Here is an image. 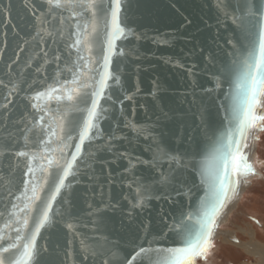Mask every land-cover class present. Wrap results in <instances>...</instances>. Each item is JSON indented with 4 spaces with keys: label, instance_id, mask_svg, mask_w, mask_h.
Wrapping results in <instances>:
<instances>
[{
    "label": "water",
    "instance_id": "water-1",
    "mask_svg": "<svg viewBox=\"0 0 264 264\" xmlns=\"http://www.w3.org/2000/svg\"><path fill=\"white\" fill-rule=\"evenodd\" d=\"M86 4L0 0V259L163 264L165 250L187 242L180 230L190 225L195 236L215 204L192 264L251 172L226 173L222 153L229 133L239 135L231 122L238 65L264 23L258 16L249 37L241 18L250 6L264 11V0H122L125 34L107 67L103 21L97 39ZM105 74L107 87L93 97ZM93 99L95 127L81 143ZM257 101L259 115L264 91ZM256 125L241 141L247 164ZM217 176L227 189L222 203Z\"/></svg>",
    "mask_w": 264,
    "mask_h": 264
},
{
    "label": "snow or ice",
    "instance_id": "snow-or-ice-1",
    "mask_svg": "<svg viewBox=\"0 0 264 264\" xmlns=\"http://www.w3.org/2000/svg\"><path fill=\"white\" fill-rule=\"evenodd\" d=\"M83 3V0H81ZM52 3V0H49ZM57 6L59 0H57ZM86 7L92 12L94 18L93 33L96 34V38L100 39L101 29L99 27L100 19L103 21V42L101 44V50L104 52L103 63L104 66L111 62V51L115 48V42L122 38L125 34V28L121 25L120 15L122 0H87ZM264 17V11H261V7H256L255 11H252L251 6L245 17H242V27L245 28L246 33L249 37H253V30L256 28L254 21L257 17ZM80 43L79 40L76 42ZM238 79L236 83L237 96H236V108L237 115L233 118L235 128L232 130L237 132L239 135L233 138L232 133H229L228 143L226 150L222 153V160L225 172L227 173L229 166L233 174L239 173L244 174L250 170V165L246 163L245 157L242 154L241 141L245 138V130L260 120H264V116L257 115L253 112L254 106L257 104L258 95L264 91V23L260 24L257 38L249 40V46L247 53L243 60L238 65ZM108 79L107 74L102 75L100 80L97 82L99 85L98 92H92V96L95 97L102 94L105 87H107L106 81ZM85 88L87 85L84 86ZM51 91H55L52 89ZM38 96L42 94H37ZM87 97V93H85ZM71 99V96L68 97ZM97 100H92L91 108L88 110L87 119L84 121L83 129L80 134L81 143L87 137L88 132L95 127L93 121L97 117ZM235 145V147H233ZM80 151V145H76V152ZM18 155H26L25 153H19ZM73 160L76 159V154H73ZM51 163V161H49ZM72 163L69 162L67 167L63 170L64 177L69 175ZM31 171V168H29ZM219 180L218 184V195L217 203L223 202V197L227 194L225 187V181L223 176H217ZM60 183L63 184V178ZM59 188H57V191ZM50 207V205H49ZM216 208L213 204L209 210L204 214V219L201 222V227L196 231L193 236V228L190 225H185L180 230L181 238L187 240L183 247L170 248L165 250L167 255L164 258L163 264H188L192 256L196 253V250L206 241L207 232L210 230L211 223V212ZM47 211L43 213V219L39 221L36 231H39V226L43 225L47 219ZM25 224L27 221L25 220ZM190 238V239H189ZM17 240H20V236L17 235ZM34 239V236L32 237ZM15 244L9 246V248H16ZM9 248H4L2 251L7 253ZM23 255L27 258L32 257L31 245L25 243L23 245ZM145 249H140V253H144ZM0 264H6L5 259H0ZM8 264H24L22 261H9ZM131 264V261H129Z\"/></svg>",
    "mask_w": 264,
    "mask_h": 264
},
{
    "label": "rangeland",
    "instance_id": "rangeland-1",
    "mask_svg": "<svg viewBox=\"0 0 264 264\" xmlns=\"http://www.w3.org/2000/svg\"><path fill=\"white\" fill-rule=\"evenodd\" d=\"M264 116V105L259 113ZM264 120L256 125L250 154L251 172L214 241L192 264H261L264 253ZM263 132V133H262ZM238 201V202H237ZM244 252V254H242Z\"/></svg>",
    "mask_w": 264,
    "mask_h": 264
},
{
    "label": "bare ground",
    "instance_id": "bare-ground-1",
    "mask_svg": "<svg viewBox=\"0 0 264 264\" xmlns=\"http://www.w3.org/2000/svg\"><path fill=\"white\" fill-rule=\"evenodd\" d=\"M237 200H238V199H237ZM234 203H236V201H235ZM234 203H233V204H234ZM233 204H232V205H233ZM232 205H231V206H232ZM260 260H261V264H264V253H263V255L261 256Z\"/></svg>",
    "mask_w": 264,
    "mask_h": 264
},
{
    "label": "trees",
    "instance_id": "trees-1",
    "mask_svg": "<svg viewBox=\"0 0 264 264\" xmlns=\"http://www.w3.org/2000/svg\"><path fill=\"white\" fill-rule=\"evenodd\" d=\"M262 131L264 132V130H262ZM263 132H262V133H263ZM242 254H244V252H242Z\"/></svg>",
    "mask_w": 264,
    "mask_h": 264
},
{
    "label": "flooded vegetation",
    "instance_id": "flooded-vegetation-1",
    "mask_svg": "<svg viewBox=\"0 0 264 264\" xmlns=\"http://www.w3.org/2000/svg\"><path fill=\"white\" fill-rule=\"evenodd\" d=\"M238 199H239V197H238ZM238 202V201H237Z\"/></svg>",
    "mask_w": 264,
    "mask_h": 264
}]
</instances>
